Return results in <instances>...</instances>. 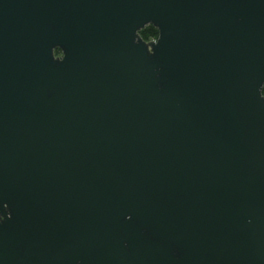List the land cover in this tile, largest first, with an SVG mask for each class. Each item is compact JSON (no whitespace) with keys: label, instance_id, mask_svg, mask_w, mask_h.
Returning a JSON list of instances; mask_svg holds the SVG:
<instances>
[{"label":"water","instance_id":"1","mask_svg":"<svg viewBox=\"0 0 264 264\" xmlns=\"http://www.w3.org/2000/svg\"><path fill=\"white\" fill-rule=\"evenodd\" d=\"M263 87L264 0H0V264H264Z\"/></svg>","mask_w":264,"mask_h":264},{"label":"trees","instance_id":"2","mask_svg":"<svg viewBox=\"0 0 264 264\" xmlns=\"http://www.w3.org/2000/svg\"><path fill=\"white\" fill-rule=\"evenodd\" d=\"M140 34L145 40L151 41L158 38L159 30L154 25H147L144 29L140 31ZM56 54H61V50L57 49ZM263 93H264V87H263Z\"/></svg>","mask_w":264,"mask_h":264}]
</instances>
